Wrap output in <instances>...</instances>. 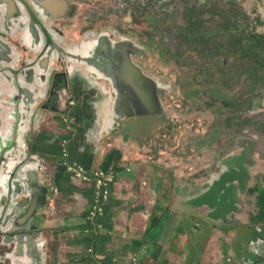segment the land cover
Listing matches in <instances>:
<instances>
[{
    "label": "flooded vegetation",
    "instance_id": "flooded-vegetation-1",
    "mask_svg": "<svg viewBox=\"0 0 264 264\" xmlns=\"http://www.w3.org/2000/svg\"><path fill=\"white\" fill-rule=\"evenodd\" d=\"M12 75L21 86L10 84ZM111 83H120L116 111L131 112L118 125L139 112L167 115L168 126L156 132L176 137V121L201 127V104L212 107L206 126L228 147L198 157L189 175L201 178V188L224 176L214 209L220 221L235 225L243 215L264 225V188L256 186L264 175V0H0L2 128L15 129L23 105L44 122L42 111L68 110L77 92L93 96L94 105L85 103L100 110L117 92ZM177 132L172 142L181 145ZM21 183L10 185L12 193ZM247 196L254 206L244 214ZM11 257L0 245V264Z\"/></svg>",
    "mask_w": 264,
    "mask_h": 264
},
{
    "label": "crops",
    "instance_id": "crops-1",
    "mask_svg": "<svg viewBox=\"0 0 264 264\" xmlns=\"http://www.w3.org/2000/svg\"><path fill=\"white\" fill-rule=\"evenodd\" d=\"M72 99L78 102L76 94ZM89 102L94 105L96 100ZM90 103L84 100L81 107L75 104L57 114L42 111L44 122L32 119L36 113L20 130L0 126V137H19L15 156L36 164L24 179L26 184L21 183L23 193L13 199L14 205L20 202L22 217L37 210L33 220L17 217L19 210L14 206L6 208L2 186L8 181L2 178L0 223L13 220L16 229L9 233L10 229L0 226V235H6L0 245L14 256L9 260L26 255L32 264H127L131 258L134 264H264L262 223H249L243 215L235 225L220 221L217 217L223 215L215 216V205L209 209L201 204L208 201L201 178L170 188L173 174L159 165L158 158L142 160L138 153L127 158L130 147L136 145L134 139L122 144L123 132L114 142L103 140V135L93 139L91 130L97 129L99 118ZM61 118H73L69 126L74 123L76 134L71 130V137L65 136L68 132ZM63 137L72 161L114 171L109 199L92 230L84 221L92 185L73 179L60 165L59 139ZM218 194L208 195L216 203ZM29 227L31 232L26 231Z\"/></svg>",
    "mask_w": 264,
    "mask_h": 264
},
{
    "label": "rangeland",
    "instance_id": "rangeland-1",
    "mask_svg": "<svg viewBox=\"0 0 264 264\" xmlns=\"http://www.w3.org/2000/svg\"><path fill=\"white\" fill-rule=\"evenodd\" d=\"M76 90L80 91L78 88ZM78 93L79 92L76 93V99L78 102L74 101L76 106L81 107L83 105L84 100L94 99L93 96L92 97H90L89 95L82 96L81 94ZM207 101L208 100L205 99V102ZM209 104L212 105V102H210ZM206 106L209 107L207 104ZM207 107L202 108V104H201V111H205V115L201 116V127H197V126L196 128L191 127V123L187 122L186 119L181 121H176L177 125L180 126L177 129V131L179 130L182 132L181 138L183 139V141L181 145H176V139H174V143L172 142L173 138H177L179 132L175 131L176 137L168 136L166 134L165 129L163 130V132L160 133L156 132V130L159 129L160 127L161 128L166 127L167 115L161 117L159 115L156 116L153 113L147 111L139 112L134 116H130L126 118L125 121H121L119 127L115 128L111 132L109 138L107 136H104L103 140L104 138H107V140L114 142V140L117 139L118 136H120V134H122L121 132L124 133L123 136L121 135L124 141L128 142L130 139H134V142L132 141L133 142L132 144L136 145V148L133 149L132 147H130L129 156L127 158L130 159L131 156H133L134 154L137 155V153L141 156L142 160H148L147 157H150L153 160L158 158L160 162L159 165L162 166V164H164L166 170L170 174H173V176H171V179L173 178L174 187H170V188L175 189L176 186L180 185L183 181L186 182L188 179H193L195 177L189 174L193 170L197 169L198 157L201 158L203 155H213L215 154L216 150L218 151L220 147L222 148L228 147L227 146L229 142L228 139L225 140L223 139V137H218L219 139H222V141L221 143L219 142L217 144L215 142L216 137L213 133L214 126H206L209 123L212 124L214 120L212 113L213 108L211 107L210 108L211 110H208ZM73 118L72 119L67 118L66 122H62V124H64L65 126H69V124H72V122L76 121V125L79 127L78 119L75 118L76 120L73 121ZM198 124L199 123L196 122V125ZM73 125L69 126L68 127L69 129L65 128L68 132V135L64 134L65 136H70L71 130H73L72 132L75 131L74 133L76 134V130L73 128L74 127ZM202 131L205 132L202 135V137L204 136L206 138V144H205L206 146H204L201 143L200 138ZM64 137L62 139H64ZM190 139H194L195 142L191 144ZM60 140L61 138L59 139V141ZM188 144L189 146H186ZM201 147L204 149H201ZM242 171L244 170L242 169ZM262 179L264 180V175ZM262 181H260V184L256 183V186H261V188H264V181L263 182ZM252 198L253 197L247 196V199H245L244 205L242 207L244 214L254 206V199L252 200ZM14 224L15 223L13 220H9L7 224V228L11 229V227L14 226ZM0 226L4 227V223H0ZM259 228L260 229L264 228V225L261 224ZM5 237H6L5 235H2L0 239L3 240L5 239ZM20 243L22 244V242ZM25 252L27 253L30 251H25ZM25 256L26 255L17 256L15 257L17 261H12L9 264H20V263L22 264V262H26V263L31 262L30 264H32V261H30V259L26 260Z\"/></svg>",
    "mask_w": 264,
    "mask_h": 264
},
{
    "label": "water",
    "instance_id": "water-1",
    "mask_svg": "<svg viewBox=\"0 0 264 264\" xmlns=\"http://www.w3.org/2000/svg\"><path fill=\"white\" fill-rule=\"evenodd\" d=\"M9 81H10V84L12 82L14 84V86H21L22 85V80L19 79L17 76L15 77L14 75L11 76ZM117 84H120V83H111V87H113L117 90V92L114 90L115 91L114 92L115 97L113 96V98H106L104 100V102L102 103L101 109L96 110L95 117L97 116L99 118L98 122H97V134L98 135L105 136V135L110 134L115 128L119 127L118 120L120 119V117H122L123 115L127 116L131 113L129 111L128 112H120V111H116V109H115V108H120L119 103L121 102V99L119 97H117V93H118V87L116 86ZM20 95L24 96V93H20ZM26 99H33L34 100L35 97H33L31 95L26 96L23 100L24 104H25ZM0 104H1V102H0ZM22 108H25V105H23L21 107V109L17 110L15 113L16 120L19 122H18L17 126H14V128H15L14 131L20 130L23 127V124L26 123V120L28 119V117H29V119L32 117V111L31 110L27 109L25 111H22ZM17 140H19V137L16 138L15 135L13 136V138H9V139H4V138L0 137V186L2 184V178L3 177L6 178L8 181V185L2 186L4 198L6 200H8L6 208L9 205H11V207L9 208V210H10L12 208V206H14V209L19 210V212L18 213L16 212L15 215L17 217L21 218L22 220L25 219L24 221H26V219H28V218L32 219V216L37 215V212H36L37 210H32L31 212L26 214V216L22 217L20 202H16L14 205L13 199H16L15 197H18L19 194H22L24 189L20 186H17L16 188H21V189L19 191H16V192L14 191L12 193L10 185H14L17 182H19V183L23 182L24 184H26L25 180L28 178L29 175L32 174L31 173L33 171L32 167L35 168L36 164L34 165V163L32 161L26 162L23 157H19V156L16 157L15 156ZM19 142H20V140H19ZM29 158L32 159V157H30V156H29ZM37 167H40L38 163H37ZM220 177H221V175H219V177H217V178H213L212 180H209L208 183L205 184L207 186H205L206 191L204 192V194L206 195V198L208 197V201L204 202L203 204H205L209 209H211L212 206L215 205V203H214V200H212L213 198L211 197V195L209 197L208 194H214L215 195V193L218 192V186H220L222 184L224 176L221 178ZM26 188H27V185H26ZM205 195H204V197H205ZM27 201H28V198H27ZM26 204H27V202H26ZM26 207H29V206L26 205ZM14 228H15V224H14V226L11 227V229L8 232L10 233V232L16 231V229H14ZM32 229H33V227L32 228L29 227L26 231H30ZM30 232H27V233H30Z\"/></svg>",
    "mask_w": 264,
    "mask_h": 264
},
{
    "label": "built area",
    "instance_id": "built-area-1",
    "mask_svg": "<svg viewBox=\"0 0 264 264\" xmlns=\"http://www.w3.org/2000/svg\"><path fill=\"white\" fill-rule=\"evenodd\" d=\"M73 100H68V105L72 106ZM66 122L65 118H61ZM68 129V126H65ZM59 163L62 168L75 180L79 182H88L92 185V195L84 215V221L91 227V230L97 226L96 219L102 213L103 205L108 201L110 188L114 179V171L111 167L86 168L80 163L72 161L66 146V140H60ZM127 264H134V258H131Z\"/></svg>",
    "mask_w": 264,
    "mask_h": 264
},
{
    "label": "trees",
    "instance_id": "trees-1",
    "mask_svg": "<svg viewBox=\"0 0 264 264\" xmlns=\"http://www.w3.org/2000/svg\"><path fill=\"white\" fill-rule=\"evenodd\" d=\"M258 203L260 205L259 217L262 218V217H264V198L260 196L259 200H258Z\"/></svg>",
    "mask_w": 264,
    "mask_h": 264
}]
</instances>
